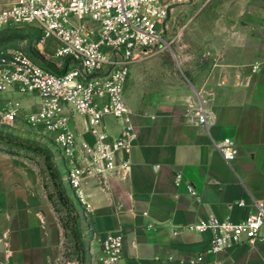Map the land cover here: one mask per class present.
Here are the masks:
<instances>
[{
	"label": "crops",
	"instance_id": "obj_1",
	"mask_svg": "<svg viewBox=\"0 0 264 264\" xmlns=\"http://www.w3.org/2000/svg\"><path fill=\"white\" fill-rule=\"evenodd\" d=\"M181 37L175 51L184 79L157 74L154 59L132 67L125 91L137 130L131 166L103 185L85 180L93 210L80 213L84 236L99 256L101 239L123 232V264L262 263L264 225L253 244L217 253L209 232L184 226L211 216L239 222L264 203V0H209ZM201 106L214 115L208 126L194 115ZM104 123L119 135L115 118ZM84 126L78 116L74 127ZM224 139L234 142L231 162L214 148ZM29 167L0 158V264H62L66 230Z\"/></svg>",
	"mask_w": 264,
	"mask_h": 264
},
{
	"label": "built area",
	"instance_id": "obj_2",
	"mask_svg": "<svg viewBox=\"0 0 264 264\" xmlns=\"http://www.w3.org/2000/svg\"><path fill=\"white\" fill-rule=\"evenodd\" d=\"M185 1L0 0V29L28 28L35 34L25 39L32 38L29 49L14 42L0 49V93L7 99L3 121L22 118L49 137V145L57 148L62 184L79 214L93 210L85 180L103 185L107 177L131 166L137 130L126 84L134 64L171 47L169 18ZM17 94L29 96L34 105L25 107L15 99ZM194 115L203 126L214 120L202 106ZM78 116L85 118L82 131L74 127ZM109 116L120 126L115 138L104 123ZM214 148L228 162L234 160L232 140L215 142ZM182 179L176 174L175 184ZM188 190L195 194L192 184ZM263 225L264 203L257 202L256 210L239 222L211 216L184 227L209 232V250L217 253L253 244L262 237ZM98 259L99 264H123V232H108L101 239Z\"/></svg>",
	"mask_w": 264,
	"mask_h": 264
},
{
	"label": "rangeland",
	"instance_id": "obj_3",
	"mask_svg": "<svg viewBox=\"0 0 264 264\" xmlns=\"http://www.w3.org/2000/svg\"><path fill=\"white\" fill-rule=\"evenodd\" d=\"M209 0H191L180 3L176 6L172 17L170 28L173 36L171 47L147 58L158 60L160 66L152 68L170 80L184 79L179 63V57L175 51V46L182 41V33L193 17V15L207 5ZM32 32L28 28L0 29V49L11 42L17 43L29 49L32 38L27 41L26 34ZM33 33V32H32ZM7 42V43H6ZM15 99L25 107H30L33 101L29 96L21 94L15 95ZM6 97L0 93V158H20L31 164L34 172V182L41 181L43 187L53 196V204L56 213L59 215L61 223L65 224L66 239L63 244L61 263L62 264H99L98 256L92 253L88 238L84 236L81 227L80 214L76 209L59 198L58 182L60 179L56 175L59 165L58 157H55L57 148L49 145V137L43 132L36 130L26 123L22 118L13 123H5L1 111L6 104ZM62 173L66 175L65 166L61 165ZM24 168V167H23ZM65 186L73 194L69 182L65 181ZM87 236V235H86Z\"/></svg>",
	"mask_w": 264,
	"mask_h": 264
},
{
	"label": "trees",
	"instance_id": "obj_4",
	"mask_svg": "<svg viewBox=\"0 0 264 264\" xmlns=\"http://www.w3.org/2000/svg\"><path fill=\"white\" fill-rule=\"evenodd\" d=\"M28 37H33L35 34H33L32 32H28V34H26ZM27 37V38H28ZM56 175H57V177L60 179V181L58 182V187H60V189H59V198L60 199H62L63 201H64V203H67V204H69L70 206H72L73 207V209L75 208L74 207V205H73V202L71 201V199L69 198V196H68V194H67V192H66V189H65V187L63 186V184H62V180H61V175H60V173L58 172V170H56ZM48 196H49V199L52 201V199H53V196L50 194V193H48ZM52 203H53V201H52ZM54 205V204H53ZM62 224H63V226L65 227V224L62 222Z\"/></svg>",
	"mask_w": 264,
	"mask_h": 264
}]
</instances>
